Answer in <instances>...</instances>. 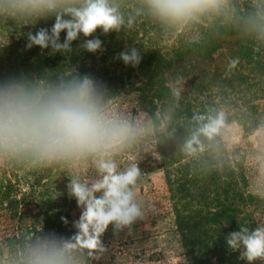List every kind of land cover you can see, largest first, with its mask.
Segmentation results:
<instances>
[{"label": "rangeland", "instance_id": "1", "mask_svg": "<svg viewBox=\"0 0 264 264\" xmlns=\"http://www.w3.org/2000/svg\"><path fill=\"white\" fill-rule=\"evenodd\" d=\"M114 3L125 19L121 30L108 35L98 30L95 35L103 41L104 50L88 52L89 57L80 47L85 39L81 36L72 44L76 62L67 60L66 64L91 76L95 71L109 70V64L115 66L111 69L117 82L107 81L105 75L97 80L106 85L104 102L108 108L143 129L136 142L115 161L121 171L131 164L140 168L136 191L145 205V216L131 230L114 234L110 227L103 237L107 251L88 264H217L216 258L208 263L202 258L199 244L193 246L194 254L189 258L176 212L183 220L194 210L197 222V217L209 212L219 214L212 226L223 227L225 239L240 226L251 230L264 225V0H227L219 13L182 28L154 18L143 0ZM246 22L253 24V31L245 30ZM37 25L0 16V79L13 75L21 50H37L39 54L51 51L25 47L27 33H35ZM209 28L216 35L224 30L225 35L216 41L219 48L204 58L195 52L199 46L186 45ZM133 48L138 54L161 55L169 63L158 77L174 100H158L154 91L144 96L140 84L144 74L138 66L124 73L131 65H125L118 55ZM186 49L192 51L168 61L175 52ZM82 50L84 57L79 59ZM28 60L33 59L29 56ZM148 60L152 65L154 58ZM150 75L155 77L153 68ZM221 113L223 122L217 133L211 139L198 135V144L193 145L197 151L189 152L187 141ZM30 167L45 170L44 177L33 190L18 183L19 214L10 219L7 201H0V264H13L7 238L28 231L26 238L31 247L39 238H61L46 227V220L55 214L68 215L72 224L79 218L81 209L67 192L71 174L79 172L82 179L89 181L99 178L91 160L81 161L76 169L63 163ZM2 168L0 163V181ZM236 189L240 190L243 203L236 196ZM221 207L235 212V223L226 219L229 217L226 211L221 213ZM228 251L233 257L224 264H246L238 258V252Z\"/></svg>", "mask_w": 264, "mask_h": 264}, {"label": "clouds", "instance_id": "2", "mask_svg": "<svg viewBox=\"0 0 264 264\" xmlns=\"http://www.w3.org/2000/svg\"><path fill=\"white\" fill-rule=\"evenodd\" d=\"M148 12L170 26H183L220 10L227 0H143ZM0 16L31 21L54 19L51 28L27 33L25 47L50 49L52 54H70L74 41L83 36L80 47L103 51V41L95 34L119 32L125 23L114 0H0ZM131 18L128 26L131 27ZM61 33H65L61 41ZM66 56V55H65ZM118 58L136 67L141 60L136 49L122 51ZM53 75L55 78H53ZM106 85L76 66L45 70L40 75H12L0 79V163L51 166L63 163L76 169L91 160L98 179H82L79 172L69 177L67 192L81 209L73 221V236L39 238L27 249L22 264H88L107 251L104 235L131 230L145 216L138 199V165L118 170L115 157L131 147L143 129L117 114L104 102ZM200 119H203L202 117ZM223 122V114L204 124L187 141L195 152L198 135L211 139ZM64 223L67 220L62 217ZM226 245L246 264H264V225L249 229L240 226L226 236ZM74 241V242H73ZM79 253V255H77Z\"/></svg>", "mask_w": 264, "mask_h": 264}, {"label": "trees", "instance_id": "3", "mask_svg": "<svg viewBox=\"0 0 264 264\" xmlns=\"http://www.w3.org/2000/svg\"><path fill=\"white\" fill-rule=\"evenodd\" d=\"M54 23V19H49L47 21L41 20L37 25V30L39 28H48L50 29L52 24ZM264 24V22H261ZM228 27V26H227ZM223 28V27H222ZM244 28L250 29L251 31L254 30L253 24L250 23H244ZM213 28L207 29L201 36L196 40L191 41L190 44H187L186 46H199L196 49V53L203 56L204 58L210 57L220 46V44H217V40L220 41L223 34L225 35V31H220L217 35L215 34ZM65 34V33H61ZM64 38H61V41H63ZM251 39V38H250ZM79 41V39L77 40ZM84 42V40H82ZM197 43V45H195ZM187 51H192L189 49L175 52L173 57L170 58L168 61L172 62L174 60L180 59L182 56H185L187 54ZM82 54H79V59L83 56L84 51H80ZM87 52V51H86ZM73 54H61V53H55L52 54L51 51L45 52L44 54H39L37 50H30L29 53L25 52V50H21L17 54V62L14 66L15 72L13 75H40L43 74L45 70H56L60 71L64 66H69L66 64V61L68 60L69 63H75L77 57H75V52H71ZM70 55V56H69ZM88 57L90 54L87 52ZM141 57L140 63L137 65L139 68L143 69V77L140 82L142 86V94L144 96L148 95L149 92L154 91V94L156 95V98L158 100H174L172 96V92L170 89L165 86V84L162 83L161 78L158 77L159 72L162 69H165L168 67L167 61L162 58L161 55H157L153 52L146 53H140ZM33 59L32 61H29L28 58ZM84 57V56H83ZM149 58H154V62L152 65L149 63ZM148 63V64H147ZM82 65V64H81ZM109 70L102 71L98 70L93 72V77L96 79L101 78L105 75L107 78V81L114 80L115 82L117 77L114 76V69L112 67V64H109ZM131 67V68H130ZM127 67L124 70L125 72H128L130 69H133L132 66ZM154 70L155 77L152 78V75H150V69ZM112 70V71H111ZM0 72L2 70L0 69ZM84 73V72H80ZM92 73V70H91ZM53 78L54 75H53ZM146 79V82H144ZM31 164H24L19 163L14 160H7L3 162V168L1 169V185H0V201L6 200V209L10 212V219H13L14 216L18 215L19 208H20V202L17 199L16 193H17V186L18 183H23L24 185H27L29 190H33L35 186L39 185V183L42 181L44 177V171L40 168H34L30 167ZM27 171V172H26ZM26 172V173H25ZM25 173V175L20 174ZM230 177L233 180L234 179V173L230 170ZM169 186H171V181L167 179ZM208 189V187H206ZM237 194L236 196L240 198V201L243 203L244 200L242 199V194L240 190L236 189ZM1 207V205H0ZM221 213L225 212L227 213L226 218L228 221H232L235 223V212L233 210H230L225 207L220 208ZM18 213V214H17ZM177 214V226L178 230L181 234V237L183 239L185 250L187 251V254L189 258H191L194 254L193 246L195 244H199L201 256L204 260L207 261V263L210 260H213L216 258L217 264H224L228 260V258H232L233 256H230L227 254L228 247L226 245L225 240V229L223 227L219 226H212V222L215 221L216 218L220 217L219 214H205L204 216L197 217L198 221H195L197 212L191 211V215L186 218H182L178 216ZM230 213V214H229ZM201 214V213H199ZM62 217L67 220V223H64L62 220ZM46 227L48 229H51L56 233V235L60 236L61 238H68L72 237L74 233L72 220L68 215L61 216L59 213L55 214L54 217L49 218L46 220ZM27 234L28 231H25V233H19L18 236H12L11 238H7L6 242L8 245V253L11 259V262L13 264H22V260L24 256L26 255L28 247L27 242ZM203 239V240H202ZM74 242V241H73ZM198 247V248H199ZM226 258V259H225Z\"/></svg>", "mask_w": 264, "mask_h": 264}]
</instances>
